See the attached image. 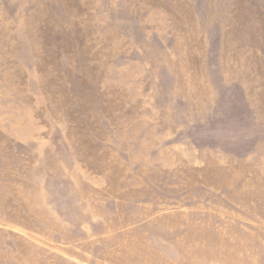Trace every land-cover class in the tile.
Listing matches in <instances>:
<instances>
[{"label": "rangeland", "instance_id": "obj_1", "mask_svg": "<svg viewBox=\"0 0 264 264\" xmlns=\"http://www.w3.org/2000/svg\"><path fill=\"white\" fill-rule=\"evenodd\" d=\"M0 264H264V0H0Z\"/></svg>", "mask_w": 264, "mask_h": 264}]
</instances>
